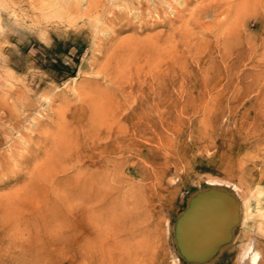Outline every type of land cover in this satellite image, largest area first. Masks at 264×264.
<instances>
[{
  "label": "rangeland",
  "instance_id": "374dc122",
  "mask_svg": "<svg viewBox=\"0 0 264 264\" xmlns=\"http://www.w3.org/2000/svg\"><path fill=\"white\" fill-rule=\"evenodd\" d=\"M96 1L38 31L0 0V264H264V0Z\"/></svg>",
  "mask_w": 264,
  "mask_h": 264
},
{
  "label": "bare ground",
  "instance_id": "6f19581e",
  "mask_svg": "<svg viewBox=\"0 0 264 264\" xmlns=\"http://www.w3.org/2000/svg\"><path fill=\"white\" fill-rule=\"evenodd\" d=\"M141 1V0H140ZM162 0H160L161 2ZM169 2H171L170 0H168ZM76 2V1H75ZM129 2V1H128ZM164 2V0H163ZM166 2V1H165ZM223 2V1H222ZM240 2V1H239ZM252 2V1H251ZM106 3V2H105ZM137 3V2H136ZM141 3V2H140ZM178 3V2H177ZM253 3V2H252ZM11 4V3H10ZM14 4V3H13ZM152 4V3H151ZM165 4V3H164ZM167 4V2H166ZM170 4V3H169ZM215 3L213 2V5ZM14 5H17L20 9H22L23 11H25V16H26V21L29 23V25H31L33 28L37 29L38 31H43V30H46L48 29L49 27H51V22L55 23L51 17V19H47L46 18V14L50 11V12H55L57 11V18H59V20L63 19V18H66V17H69L70 15H73L74 17L77 18V20H83V19H86V18H89L92 14H96L98 13V16H99V12L101 11H104L103 10V5L101 4L100 1H96V0H93V1H87V0H78V2L76 4H72V3H69L67 0H15V4ZM146 5V4H145ZM171 5V4H170ZM207 5V4H206ZM212 5V6H213ZM216 5V4H215ZM148 6V5H146ZM150 6V5H149ZM157 6V5H156ZM161 6V5H160ZM211 6V7H212ZM221 6V5H220ZM124 7V6H123ZM203 7V6H202ZM107 8V7H106ZM146 8V7H144ZM148 8V7H147ZM159 8V7H158ZM218 8V7H217ZM216 8V9H217ZM251 8V7H250ZM264 8V7H263ZM15 9V8H14ZM105 9V8H104ZM110 9V8H109ZM203 9V8H202ZM201 9V10H202ZM207 9V8H206ZM213 9V8H212ZM211 9V10H212ZM224 9V8H223ZM242 9V8H241ZM138 10V9H136ZM146 10V9H144ZM151 10V9H150ZM163 10V9H162ZM204 10V9H203ZM202 10V12H204ZM215 11V9H213ZM236 10V9H235ZM19 11V9H18ZM109 10H107L108 12ZM110 11H113V10H110ZM147 11V10H146ZM159 11V10H157ZM239 11V10H238ZM264 11V10H263ZM141 12V11H140ZM154 12H156L154 10ZM208 12V11H207ZM105 13V11H104ZM153 13V12H152ZM201 13V12H200ZM206 13V11H205ZM204 13V14H205ZM216 13V12H215ZM220 13V12H219ZM222 13V11H221ZM54 14V13H53ZM103 14V13H102ZM108 14V13H107ZM174 14V13H173ZM179 14V13H178ZM248 14V13H246ZM127 15V14H125ZM140 15H142L140 13ZM160 15V14H159ZM214 15V13H213ZM220 15V14H219ZM222 15V14H221ZM59 16H63V17H59ZM103 16V15H102ZM105 16V15H104ZM153 16V15H152ZM201 16V15H200ZM208 16V15H207ZM12 17V16H11ZM23 17V16H22ZM56 18V17H55ZM99 18V17H98ZM112 18V17H111ZM203 18V17H202ZM221 18V17H220ZM104 19V18H103ZM222 19V18H221ZM155 20V19H154ZM165 20V19H163ZM196 21V20H195ZM161 22V21H160ZM189 22V21H188ZM57 23V22H56ZM154 23V22H153ZM159 23V22H158ZM213 23V22H212ZM102 24V23H101ZM194 24V23H193ZM204 24V23H203ZM202 24V26H203ZM217 24V23H215ZM53 25V24H52ZM214 25V24H213ZM102 26V25H101ZM196 26V25H195ZM201 26V27H202ZM215 26V25H214ZM197 27V26H196ZM205 28V27H204ZM214 28V27H213ZM200 29V28H199ZM203 29V28H202ZM208 32V31H207ZM211 36V35H210ZM201 38V37H200ZM186 42V41H185ZM197 42V41H196ZM238 43V42H237ZM217 44V43H216ZM215 45V44H214ZM226 46V45H225ZM170 48V46H169ZM172 49V48H171ZM169 50V49H168ZM180 50V49H179ZM183 50V49H182ZM194 50V49H193ZM224 52V51H223ZM161 53V52H160ZM213 53V52H212ZM207 55V54H206ZM212 57V56H211ZM213 60V59H212ZM201 61V60H200ZM214 62V61H213ZM207 63V62H206ZM198 64V63H197ZM203 66V65H202ZM169 68V67H168ZM119 70V69H118ZM122 71V69H121ZM7 74V73H6ZM109 78V77H108ZM9 83V82H8ZM131 83V81H130ZM133 83V82H132ZM137 83V82H136ZM245 84V83H244ZM132 85V84H131ZM16 87V86H15ZM9 88V87H8ZM131 88V87H130ZM8 91V89H5ZM117 90V89H116ZM11 91V90H9ZM163 93V92H162ZM127 94V93H126ZM25 95V94H24ZM122 95V94H121ZM124 95V94H123ZM122 95V96H123ZM161 95V94H160ZM124 97V96H123ZM154 97V96H153ZM101 98V97H100ZM125 98V97H124ZM6 100V97L4 98ZM11 99V98H10ZM19 99V98H18ZM24 99V98H23ZM153 99V98H152ZM1 100V99H0ZM106 100V99H105ZM110 100V99H109ZM170 100V99H169ZM3 101V100H1ZM107 101V100H106ZM33 102V101H32ZM117 103V102H116ZM119 104V103H118ZM121 104V103H120ZM13 106V105H12ZM30 106V105H29ZM40 106V105H39ZM110 106V104L108 105ZM118 106V105H117ZM161 106V105H160ZM27 107V106H26ZM125 107V106H124ZM150 107V106H149ZM21 109H23L21 107ZM77 109V108H76ZM75 109V110H76ZM121 109V108H120ZM26 110V109H25ZM38 110V109H37ZM29 111V110H28ZM112 111V110H111ZM35 112V111H34ZM114 112V111H113ZM119 112V110H118ZM71 113V112H70ZM62 114V113H61ZM75 114V113H74ZM74 114H71L72 116ZM111 114V113H110ZM116 114V113H115ZM70 115V114H69ZM109 115V114H108ZM136 115V114H134ZM133 115V116H134ZM23 116V115H22ZM21 116V117H22ZM106 116V115H105ZM114 116V115H113ZM112 116V117H113ZM131 116V115H130ZM63 117V116H62ZM70 117V116H69ZM137 117V116H136ZM136 117H133L134 119H136ZM109 118V117H108ZM27 119V118H26ZM9 120V119H8ZM36 120V119H35ZM112 120V119H111ZM130 120V119H129ZM33 121V120H32ZM108 122V121H107ZM132 122V121H131ZM134 122V121H133ZM130 123V121H129ZM135 123V122H134ZM136 124V123H135ZM20 125V124H19ZM63 125V124H62ZM68 125V124H67ZM133 125V124H132ZM14 127V126H13ZM70 127V126H69ZM15 128V127H14ZM13 128V129H14ZM62 128V127H61ZM78 128V127H77ZM83 128V127H82ZM134 125H133V129H134ZM138 128V127H137ZM66 129V128H65ZM80 129V126L79 128ZM77 129V130H78ZM84 129V128H83ZM73 130V129H72ZM71 130V131H72ZM82 130V129H81ZM85 130V129H84ZM38 131V130H37ZM70 131V130H69ZM83 131V130H82ZM89 131V130H88ZM22 132V131H21ZM16 133V132H15ZM24 133V132H23ZM44 133V132H43ZM65 133V132H63ZM78 133V132H77ZM85 133H88V132H85ZM90 133V132H89ZM120 133V132H118ZM38 134V133H37ZM67 134V133H66ZM99 134V133H98ZM97 134V136H98ZM78 135V134H77ZM83 135V134H82ZM85 135V134H84ZM88 135V134H87ZM86 135V137H87ZM107 135V134H106ZM105 135V136H106ZM103 135H101L102 137ZM103 136V137H105ZM125 136V135H123ZM121 136V138L123 137ZM30 137V136H29ZM100 137V135H99ZM102 137V138H103ZM107 137V136H106ZM88 138V137H87ZM120 138V142H122L121 140L124 141V139H121ZM47 139V138H46ZM58 139V138H57ZM77 139V138H76ZM126 139V138H125ZM128 139V138H127ZM30 140V139H29ZM153 140V139H152ZM151 140V141H152ZM9 141V140H8ZM25 141V140H24ZM54 141V140H53ZM70 141V140H69ZM127 141V140H126ZM7 142V141H6ZM27 142V140H26ZM29 142V141H28ZM55 142V141H54ZM120 142H117V143H120ZM32 143V142H31ZM56 143V142H55ZM72 143V142H71ZM6 144V143H5ZM57 144V143H56ZM123 144V143H122ZM11 145V144H10ZM121 145V143L119 144ZM3 146V145H2ZM59 146V145H58ZM88 146V145H87ZM122 146V145H121ZM89 149H90V146H88ZM103 147V146H102ZM105 147V146H104ZM109 147V146H108ZM14 148V147H13ZM12 148V149H13ZM101 148V147H100ZM104 149V148H103ZM62 150V149H61ZM80 150V149H79ZM100 151V150H99ZM102 151V150H101ZM125 151V150H124ZM62 152V151H61ZM81 152V151H80ZM90 152V151H89ZM104 152V151H102ZM88 152L86 151V154ZM120 153V152H119ZM82 155L83 152L81 153ZM97 154V153H96ZM81 155V156H82ZM89 155V154H87ZM103 155V154H102ZM102 155H100V157H102ZM23 156V155H22ZM90 156V155H89ZM91 156H94V154H92ZM104 156H106L104 154ZM59 157V156H58ZM64 157V156H63ZM86 157V155H85ZM19 158V157H18ZM21 158V157H20ZM96 158V156H95ZM11 159V158H10ZM65 159V158H64ZM87 159V158H86ZM104 160H106L105 158H103ZM102 159V160H103ZM83 160V159H82ZM81 160V161H82ZM101 161V160H100ZM24 162V161H23ZM58 162V161H56ZM92 162V161H90ZM96 162V161H94ZM71 163V162H70ZM97 163V162H96ZM99 163V162H98ZM103 163V162H102ZM106 163V162H105ZM93 164V163H91ZM96 165V164H95ZM94 165V166H95ZM98 165V164H97ZM101 165V164H100ZM91 166V165H90ZM234 214H233V217L231 218V220L228 222L225 221L224 217H225V210H222V211H218V213H213L212 211H207L206 214H194L193 210H190L188 212V215L187 216H190V215H194V220L192 223H190V225H188V227L185 229V231H183V234L186 235L187 239H190L192 241H190V247L192 249H198V250H202V248L198 247L199 245H201V247H205L208 245V242L210 241L209 238L213 235H215V237L219 236L220 234L223 233V236H224V239L222 241H219L216 245V247H218L221 243L225 242V240L227 241L231 235V232H232V229L234 228L237 220H238V216H239V206L238 204L234 201ZM78 204V203H77ZM242 209H240L241 211ZM205 213V212H204ZM224 219V220H223ZM9 220V219H8ZM6 221V220H5ZM240 222V220H239ZM51 226V225H50ZM49 226V227H50ZM39 228V229H38ZM40 228H42L40 225H38L36 228H34L35 230L33 231L34 234L36 232V238L38 237V234L40 232ZM53 230V229H52ZM182 248V247H181ZM185 251V250H184ZM186 252V251H185ZM190 255H196V258H200V253H203V252H199V253H190L188 252ZM204 254V255H203ZM202 255L206 257V254L207 253H203ZM213 255V254H212ZM212 257V256H210ZM38 258L37 257H32L31 259L27 258V260L25 261H22V264H39L38 262ZM8 262H10V260H8Z\"/></svg>",
  "mask_w": 264,
  "mask_h": 264
}]
</instances>
